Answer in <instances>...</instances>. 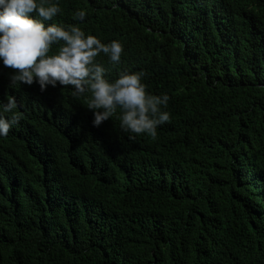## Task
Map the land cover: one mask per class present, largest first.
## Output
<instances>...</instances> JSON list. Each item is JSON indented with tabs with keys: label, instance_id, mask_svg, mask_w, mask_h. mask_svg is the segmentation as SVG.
<instances>
[{
	"label": "trees",
	"instance_id": "1",
	"mask_svg": "<svg viewBox=\"0 0 264 264\" xmlns=\"http://www.w3.org/2000/svg\"><path fill=\"white\" fill-rule=\"evenodd\" d=\"M58 4L47 23L119 40L106 77L143 72L170 120L130 139L90 94L13 87L0 63L22 117L0 137V264H264V0Z\"/></svg>",
	"mask_w": 264,
	"mask_h": 264
},
{
	"label": "clouds",
	"instance_id": "2",
	"mask_svg": "<svg viewBox=\"0 0 264 264\" xmlns=\"http://www.w3.org/2000/svg\"><path fill=\"white\" fill-rule=\"evenodd\" d=\"M60 11L58 0H0V63L14 70L9 85L36 83L42 92L49 86H71L74 97L90 94L87 107L94 126L119 112L120 128L130 139L139 134L155 138L158 126L170 120L169 112L162 110L169 95L147 92L143 72L125 70L114 80L107 78L106 68L96 58L103 53L109 62L119 64L122 43L102 42L78 24L47 23ZM86 16L84 9L74 13L77 21ZM54 46L58 47L53 50ZM16 108L14 96L0 103V137L20 122Z\"/></svg>",
	"mask_w": 264,
	"mask_h": 264
}]
</instances>
